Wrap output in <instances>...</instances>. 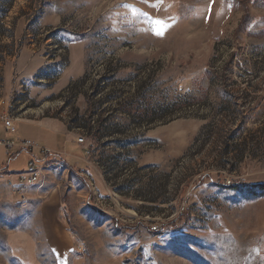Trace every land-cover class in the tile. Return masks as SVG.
Returning a JSON list of instances; mask_svg holds the SVG:
<instances>
[{
	"label": "rangeland",
	"instance_id": "374dc122",
	"mask_svg": "<svg viewBox=\"0 0 264 264\" xmlns=\"http://www.w3.org/2000/svg\"><path fill=\"white\" fill-rule=\"evenodd\" d=\"M27 125L89 155L21 205L0 148V264H264V0H0V140Z\"/></svg>",
	"mask_w": 264,
	"mask_h": 264
},
{
	"label": "built area",
	"instance_id": "2783aa9c",
	"mask_svg": "<svg viewBox=\"0 0 264 264\" xmlns=\"http://www.w3.org/2000/svg\"><path fill=\"white\" fill-rule=\"evenodd\" d=\"M15 123L17 119L9 116L1 117V124L6 135H15ZM75 143L79 146L84 144V135L82 138H76ZM0 148L4 149V155L12 158L16 155V151H24L29 155L24 172L15 174H6V186L9 193L21 205H25L30 199V185H38L43 182L46 172H49L50 164L64 163V158L52 150L40 147L38 143L30 140H0ZM38 153V156L35 155ZM89 155V150H84V156ZM231 184V182H228ZM154 231H158V227H154Z\"/></svg>",
	"mask_w": 264,
	"mask_h": 264
},
{
	"label": "crops",
	"instance_id": "0c3cea01",
	"mask_svg": "<svg viewBox=\"0 0 264 264\" xmlns=\"http://www.w3.org/2000/svg\"><path fill=\"white\" fill-rule=\"evenodd\" d=\"M27 126L31 130H33V133H30L27 137H25L26 139L38 143L37 137L39 133L45 132L47 134H50L52 136H55L61 139L62 143H65L66 146L69 145L71 148L76 149L80 153V156H74V155H70L65 150H54V151L52 150L55 153H59L65 159L66 162L68 161L78 162V161L83 160L84 150L82 149L81 146L75 143L76 138L74 137L72 133L68 131H63V130H54L44 125H40V126L39 125H27Z\"/></svg>",
	"mask_w": 264,
	"mask_h": 264
},
{
	"label": "snow or ice",
	"instance_id": "6c2138e0",
	"mask_svg": "<svg viewBox=\"0 0 264 264\" xmlns=\"http://www.w3.org/2000/svg\"><path fill=\"white\" fill-rule=\"evenodd\" d=\"M156 25H158L157 30L155 31V34L162 35L163 31H165L168 27V25L164 24L162 21H156Z\"/></svg>",
	"mask_w": 264,
	"mask_h": 264
},
{
	"label": "bare ground",
	"instance_id": "6f19581e",
	"mask_svg": "<svg viewBox=\"0 0 264 264\" xmlns=\"http://www.w3.org/2000/svg\"><path fill=\"white\" fill-rule=\"evenodd\" d=\"M50 166H57V164H50ZM31 186H35V185H30Z\"/></svg>",
	"mask_w": 264,
	"mask_h": 264
},
{
	"label": "trees",
	"instance_id": "16d2710c",
	"mask_svg": "<svg viewBox=\"0 0 264 264\" xmlns=\"http://www.w3.org/2000/svg\"><path fill=\"white\" fill-rule=\"evenodd\" d=\"M263 188H264V187H263ZM263 188H262V189H263Z\"/></svg>",
	"mask_w": 264,
	"mask_h": 264
}]
</instances>
